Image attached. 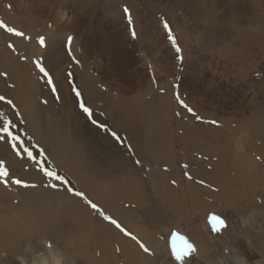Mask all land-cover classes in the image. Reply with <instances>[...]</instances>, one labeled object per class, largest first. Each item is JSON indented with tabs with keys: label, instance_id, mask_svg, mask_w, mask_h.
Instances as JSON below:
<instances>
[{
	"label": "rangeland",
	"instance_id": "obj_1",
	"mask_svg": "<svg viewBox=\"0 0 264 264\" xmlns=\"http://www.w3.org/2000/svg\"><path fill=\"white\" fill-rule=\"evenodd\" d=\"M105 1L0 0V20L31 38L15 37L0 29V73H7V76L0 75V96L6 98L0 101V128L3 127L4 120L11 121L12 133L20 137V150L29 148L41 164L70 182L69 185H61L58 181L50 180L26 155L17 157L10 142L0 141V160L5 162L9 171V177L0 178V264H52L51 260L56 258L63 264H102L97 258L92 263L83 262L85 258L79 254L81 250L78 248L81 245L77 244L73 236H68L67 228L64 231L61 229V217L58 219L57 215L54 216L59 212V201L73 200L88 207L83 200L67 192L66 187L82 191L92 200L117 199L115 196L108 197L111 196V190L115 195L116 192L119 193L118 199H125L129 194L136 197L141 186L147 190V201L153 200L149 209V203L143 205L148 211L146 216H141V212H133L123 221L113 217L137 235L152 250L153 255L143 253L134 241L120 234L98 214L92 213L95 232L103 231V228L99 230L101 221L106 226L109 225L108 232L105 229L104 233L106 236L107 233L110 234L108 237L114 244L115 256L109 257L114 256L111 262L115 260L116 263L114 261L113 264H264V37L263 40L253 36L250 37L251 41L246 39L249 34H253L255 28L264 31V8L259 11V16L251 8L258 3L264 7V0H205L203 3L194 0ZM235 4L240 6L238 11L234 8ZM204 5L207 6L203 7ZM125 7L131 14V25L128 14L124 11ZM131 7H135L136 13ZM36 8L42 13L30 15L31 10ZM35 16L37 19L40 17L39 23ZM164 21L170 25L182 49L179 54L167 39ZM55 29L63 35L59 36L56 55L78 65L79 56L73 50V45L79 51L86 45L88 52L84 66L87 68L84 72L97 77L100 84L110 83L111 89H115L121 84L120 78H124V75L131 76V83L124 81L121 84L124 90H128V96L136 92L144 93L143 89L149 81L155 84V87L151 85V95H144L143 98L148 111L147 118L152 123L148 132L140 129L141 135L136 138L139 148L142 149L144 136L153 139L157 136L156 126L164 118L158 101L168 93L171 128L177 130L178 127L180 137L184 133L195 135V129L204 131V137H211L216 133L219 121L229 122V127L235 130L230 143V158L227 157L231 165L214 178L221 177L222 180L226 175V181L238 191H241L244 181L247 186L250 185L248 193L254 204L244 205L243 199L237 197L233 206L214 205L211 197L218 193V188L194 179L191 172L196 165L210 167L214 163L213 157L205 153H182L178 149L180 142L177 140L175 151L167 152L182 159L177 164L178 173L183 180L180 192L185 195L190 185L196 184L200 189L197 191L198 198L203 202H211V208L205 207L203 211H197L190 205H181L187 211L183 217L176 218L170 214L165 201L159 200L161 198L152 193V186L149 185V181H154L167 172V167H159L154 161L151 162L145 147L143 151L140 149L145 156L137 158V145L113 122L105 102L85 98L77 84L78 71L70 70V65L66 62L63 64L64 69L58 72L44 64L48 57L47 51L45 46H40L38 38L43 36L45 42L52 46L56 41ZM133 29L136 32L135 39L131 34ZM108 33L112 39L108 38ZM69 36L73 37L71 46L67 40ZM9 42L15 45L16 51L7 47ZM116 42L122 45L121 49L127 54L125 57L121 56L126 63L121 69L115 63L117 57L113 53ZM178 55L183 59H178ZM24 56L27 60L21 59ZM37 59L51 71L58 89L56 93L50 90V86L35 68L33 61ZM82 67L83 65L80 70ZM58 81H61L60 84ZM60 85L63 89L68 86V95L64 92L62 95ZM73 86L81 92L80 99L91 108L90 118L79 107V100L72 91ZM97 88L106 96H118L102 85ZM177 93L202 117L201 120L195 119L181 108L176 99ZM9 99L13 101L12 105L7 103ZM249 115V120L260 125L262 138L243 132L242 120ZM209 121L217 123L211 124ZM54 133L63 147H66L65 151L73 153L72 158L79 157L83 168L74 167L75 171L72 172L71 161L68 162V167H64L54 158ZM113 133L116 135L113 136ZM232 133L229 131L223 135L228 137ZM3 135L0 132V136ZM203 143L205 147V141ZM41 151L43 155H39ZM59 153L58 157L61 159L68 155L63 149ZM235 154L240 155L242 165L233 164L232 155ZM136 161L140 163L137 164ZM74 175L83 177L84 182L82 179L77 180ZM16 178L36 187L25 188L11 183L5 186L6 180ZM52 183H56L57 187L45 186ZM120 184L127 187L122 190ZM213 214L225 219L227 228L213 231L209 222ZM51 215L54 216L53 219ZM66 217L69 218L68 215ZM52 220L55 222V231L58 229L56 236L49 231L52 229L54 233V227L46 229ZM60 221L62 224V219ZM115 232L128 242L126 256L117 249ZM183 237L193 243L197 251L184 257L182 261H177L171 254V248L182 251ZM69 239L76 241L75 245Z\"/></svg>",
	"mask_w": 264,
	"mask_h": 264
},
{
	"label": "bare ground",
	"instance_id": "obj_2",
	"mask_svg": "<svg viewBox=\"0 0 264 264\" xmlns=\"http://www.w3.org/2000/svg\"><path fill=\"white\" fill-rule=\"evenodd\" d=\"M97 1H99V0H97ZM180 1L185 2V0H180ZM188 1L190 2L192 0H188ZM194 1L195 2H202V3L205 2V0H194ZM100 4H103V3H100ZM105 4H107V3H105ZM130 6H133V5H130ZM206 6L207 5H204L203 7H206ZM131 8H133V11H135V13H136L135 7H131ZM234 8L236 11H238L240 6L238 4H235ZM15 12H16V9H15ZM19 12H20V10H19ZM19 12H18V14H19ZM31 12H32V14H30V15H35L36 13H39V14L42 13V11H40L39 8L38 9L36 8V10H34V9L31 10ZM35 19L38 21V23L40 22L39 21L40 17H39V19H37L35 16ZM41 24H43V22ZM33 25L36 26L35 23H33ZM55 30H56V32H55L56 34H54V36H56V41L52 44V46H51V44L50 45L47 44V42H46L47 46L45 45L48 57L45 58L46 60H45L44 64L48 65L52 70L57 69V72H58V70L61 71L62 69H64L63 64L66 62L67 65L68 64L70 65V70H75L76 72L78 71L77 72L78 73L77 84H78L79 88L82 90L83 94L85 95V98H87L91 101L92 100H98L101 102H105V104L108 107L109 113L111 114V118H112L113 122L118 125L117 127H119L120 130L122 129L127 134V136L129 137L128 138L129 140L131 138V140L135 146L137 144H139V141L136 138L139 136V134L141 135L140 129L142 131L148 132L150 130V125L152 123L151 120H149L147 118L148 111L146 109L145 104H143L144 103L143 98H144V95H151V89H152L151 85H153L155 87V84L154 83L151 84V82L149 81V82H147L145 89H143L144 91L141 89L144 93L136 92L135 94L133 93V95H131V96L126 95V94H128V90H126V89L124 90V88L121 85L124 81L131 83L133 81L131 76L128 77L127 75H124L125 76L124 78H120L121 84H118V88H115V89H111V86H109L110 83L107 84L108 86L100 84L98 82L99 80L97 77L95 78V76H93L91 74H86L84 72V69L87 68L86 66H84L86 63L85 59H86L87 52H88L87 48H85L86 45L83 47V50H80V51L77 49L76 45H73V48H74L73 50L79 56V59H78L79 64L78 65L74 64V63H69L67 60L65 61V58L63 59L62 56L56 55V46L60 43L59 36H61L62 34H60L58 29H55ZM36 32H37V30H36ZM108 34H109L108 38L112 39L111 34L110 33H108ZM239 34L241 35V33H239ZM252 36H262L261 37L262 40L264 37L263 34L261 35V33H256L255 35L249 34L246 37V39L250 40V37H252ZM209 39L211 40V38H209ZM117 43L118 42L115 43L113 53H115V55L117 57V60L115 59L116 60L115 63H117V66L121 69L123 66L126 65L124 59L121 58V56L125 57L127 54L125 53V51H123V49H121L122 45H119ZM78 51H79V53H78ZM59 65H61L60 68H59ZM82 65H83V67L80 70V67ZM68 78H69V76H68ZM60 82H59V84H60ZM67 82L69 83L68 79H67ZM166 83H168V82H166ZM99 85L104 86V88H108V90L110 89L111 93L117 94L118 96L116 97V96H113L112 94L110 95V93H109L110 96L104 95L102 90L97 88ZM62 86H63V84H62ZM67 87L65 86L63 89V87L61 88V85H60L62 95H63V92L65 94H67V92H66ZM65 94H64V96L66 97ZM168 94L164 97H161L160 101H158L159 105L163 111L164 118L159 122V125L156 126L157 131H155V132L157 133L156 134L157 136L154 139L152 137H149V136H144L145 140H142V141H144L142 149L144 150V147L146 148V154L148 155L147 156L148 159L151 160V162L154 161L155 163H157V165L159 167L160 166L167 167V170H166L167 172H165L164 174L159 176V178L156 177L154 181L153 180L149 181L147 179L149 181V185L152 186L151 187L152 193H155L157 196H159L161 198L159 200L165 201V203L167 204V207H168L167 208L168 212L170 214L174 215L176 218L183 217L184 214H186V212H187L186 210H184V207H182L181 205H184L185 207L190 205L193 207V209H195L197 211H201V210L203 211L205 209V207L207 209L211 206V204H210L211 202L210 203L209 202H203L198 198L197 191L199 192L200 189L198 188V186L196 184H191L189 190L187 191V193L185 195H183L184 194L183 192H182L183 194L180 192V183H182L183 180H182L180 174L178 173L179 168L177 167V164H178V162H181L182 159L178 158L176 155H172L171 153L167 152V151H175L174 145H176V141L178 140L180 142V145L178 144V146H179L178 149L182 153H187V154L205 153V155H210L213 157L214 163L210 164V167L208 166L207 168H205L206 166L203 167L201 165H196L195 167H192L191 172H193V178L194 179L201 180V182H203V184L205 183V185L208 184V186L209 185L213 186L215 189L218 188V193L216 195L212 194V197H211V199H214V202H213L214 205L221 206V207L233 206L237 197L243 199L244 205H247V206L253 205L254 204L253 198L251 197L250 193H248V189H249L250 185L247 186V184H245V182L241 180L242 181L241 191H238L237 189H233L231 187V185L226 181V175H225L224 179L222 178V180H221V177L216 178V179L214 178V176H217L221 171H224L230 162V160H228L227 157L230 158V156H229V150L231 148L230 143H232V140H233L232 138H233V134H234L235 130H232L229 127V125H228L229 122L225 123L226 120L219 121L216 133L214 135H212L211 137L210 136L204 137V135H205L204 131L197 130V129H195V131H194L195 135H193V136H190L189 134L184 133L183 136L180 137L178 127H177V130H176V128H173V127L171 128V117H170V114H168L171 111V107H170V103L167 99ZM144 106H145V108H144ZM246 111H248V110H246ZM149 114H151V113H149ZM255 116H258V115H255ZM145 117H146V119H145ZM249 118H250V115L247 116L246 119L242 120V124L244 127L243 132H245L248 135L249 134L253 135V137L262 138L263 136H261V135H262L263 131L260 132L261 131L260 125H257V123L254 122V120H249ZM207 122H208V120H207ZM49 131H51V130H49ZM229 131L233 132L232 135L229 134L228 137H224L223 134H226ZM189 133H191V132H189ZM251 133H253V134H251ZM55 134L56 133H54L55 138L52 140V146H53V151H54L53 153L55 154L54 158L57 159L58 162L60 164H62L64 167H68V162L71 161V164L73 165V167H70L72 172L75 171L74 167L83 168L84 165L80 161L79 157L76 156V157L72 158L73 153L71 154L70 152H68V150L65 151L66 147H63V145L58 141V137H56ZM229 136H231V138ZM170 137L172 138V140H170ZM204 141L206 143L205 147L203 146ZM136 147L137 148H135V151L137 153V158H139V156H141V158L144 157L145 155L141 154L142 152H140L141 148H139L138 145ZM62 149L64 150V152H66L65 153L66 155H67V153L69 155V156L67 155L64 159H61L58 157V155H60L59 151ZM168 154H169V156H167ZM62 156H63V154H62ZM89 161H90V159H89ZM232 161L234 162L233 163L234 165H236V164L242 165V163H241L242 160L240 158V155H236V154L232 155ZM80 163H82V165H80ZM93 165H95V164H93ZM245 165H247V164L245 163ZM248 166H249V164H248ZM90 167H91V164H90ZM92 168L94 169V167H92ZM92 168H91V170H92ZM130 171H132V170H130ZM110 173H113V171L112 172L110 171ZM102 175H101V177H102ZM74 176L77 180L81 181V179H82V181L84 182L83 177L79 178L78 175H74ZM133 176H134V174H133ZM105 177H106V175H105ZM172 181H175V184H173ZM216 181H218V182H216ZM240 182L238 181V183H240ZM131 185H132V183H131ZM131 185L129 184L128 186H131ZM124 187H127V186L125 184L120 186L121 189ZM117 188H118V186H117ZM132 188H133V186H132ZM129 189H130V187H129ZM139 189H140L139 193L136 194L137 196L135 195L136 197L130 196V194L128 193L129 195H126L125 199H123V198L118 199V198H120V197H118L119 193L116 192L117 194L115 195V192L113 190H111V192L109 193L111 196H108V197H114L115 196V197H117V199H92V200L95 203H97L107 214L114 216L115 218H118L121 221L125 220V217H127L128 214H131L133 212H138V213L141 212L142 213L141 216H146L148 211L143 208V205L146 204V202L149 203L148 204V209H149L151 206V201H153V200L149 199V201H147V199H148L147 190L145 188H143L142 186ZM122 190H120V191H122ZM106 193H107V191H106ZM126 194H127V192H126ZM64 199H65V197L62 200H64ZM141 199H143V202H140ZM59 202H60V206L58 208L59 212H57V214L54 212L55 213L54 216L57 215L56 218L58 217V219H60V217H61L62 224L60 221L61 219L59 220L61 229L64 231L65 228H67L68 233H69L68 236H70V237L73 236L72 238L78 242L77 244L81 245V246L76 245V247L78 246V248L81 250V252L79 251V254H82L84 256L83 258H85V261L83 260V262L92 263V261L97 258L100 262H102V264H113V262L115 260L113 262H111V258H114V256H115L114 255L115 250L113 249L114 244H113L112 240L110 239V237H108V235L110 236V234L107 233V236H106V234L104 233L105 229H106V232H108L107 226H109V225L106 226V224H104V222L101 221L102 223L99 225L100 226L99 230L101 228H103V231H101L102 234H101V232H95L94 231L95 230L94 225H93L94 221L92 219V213H94V214H97V213L93 212L89 207H86L84 204L77 202V201H73V200L61 201L60 200ZM52 214H53V212H52ZM67 215L69 216V218L66 217ZM53 217L51 215L52 219H53ZM43 218H45V217H43ZM64 219H67V220H64ZM54 226H55V222L53 221L47 225L46 229L48 230ZM55 229L56 228L54 227V231H55ZM49 231H51L52 234H54V235L56 233V231L53 233L52 229ZM48 234H51V233H48ZM113 235L114 234H112V236ZM115 235H116L115 238L118 241V244H117L118 247L116 246L117 249L119 248L121 251V254L122 255L125 254V256H126V254H127L126 252L129 250V248L126 247L128 245V242L126 241L125 238H124L125 239L124 240L121 237V235H119V233L115 232ZM55 236H54V238H55ZM112 236H111V238H112ZM73 239H71V240L73 241ZM71 240L69 239V242H72ZM114 240L115 239H113V241ZM116 240H115V242H116ZM75 242H72V243H74L73 245H75ZM78 248L76 250H78ZM112 255H114V256L109 258ZM51 261H53L52 264H63V262L61 260H59L58 258H56L54 260L52 259ZM115 263H116V261H115ZM44 264H48V263L45 262Z\"/></svg>",
	"mask_w": 264,
	"mask_h": 264
},
{
	"label": "snow or ice",
	"instance_id": "obj_3",
	"mask_svg": "<svg viewBox=\"0 0 264 264\" xmlns=\"http://www.w3.org/2000/svg\"><path fill=\"white\" fill-rule=\"evenodd\" d=\"M124 11H125V13L128 14V22L131 25L132 24L131 14L126 7H125ZM163 27L167 33V39L170 41L172 47L175 49V52L177 54L181 53L182 49L179 47L177 40H176L175 36L173 35L172 29H171V27L167 21L163 22ZM0 29H3L6 33L11 34L15 37L31 39L30 37L26 36L25 32L18 30L15 27L8 26L2 20H0ZM131 34H132V37L135 39L136 38V32L134 29L132 30ZM67 40H68L69 46H71V43L73 41V37L69 36L67 38ZM38 43L40 44L41 47H44L45 43H46L45 38L43 36H40L38 38ZM7 47L9 49H11L12 51H16L15 45L11 42L8 43ZM177 58L181 59V60L183 59L182 56H179V55ZM21 59L27 60V57L24 56V57H21ZM33 64L35 65V68L39 71V73L42 75V77L44 78L46 84L50 86V90L53 93H56L58 91V89H57L56 83L53 79V76L50 73V70L47 69L44 66V64L42 63V61L39 59L34 60ZM0 75L7 76V73L6 72L0 73ZM69 75H71V74H69ZM72 91L75 93V96L79 100V107L81 108V110L85 114H87L90 118L92 116V110H91V108H89L85 105V103L83 102L82 99H80L81 98V92L75 86L72 87ZM5 99H6L5 97L0 96V101H3ZM176 99L179 102L181 108H183L186 112L192 114L195 117V119H197V120L202 119V117H200L192 107H190L187 103L184 102L183 99L180 98L178 93L176 94ZM7 103L9 105H12L13 101L9 99V100H7ZM45 103H46V101H45ZM177 115H179V113H177ZM209 123L216 124L217 122L216 121H209ZM12 127H13V124L11 121L4 120V125L2 128H0V132L4 133V135L0 136V141H4L6 143L10 142V146H11L12 150L16 153L17 157H21L22 154L26 155L28 160L32 161L35 165L39 166V171L45 177L49 178L50 180H52L54 182L58 181L61 185H69L70 182L67 181L66 177L61 176L57 172H54V171L48 169L45 164H41L40 161L34 157L33 152L29 148L25 147L22 149V151L20 150V143H19L20 137L17 135H14L12 133V131H11ZM115 135L116 134L113 133V136H115ZM39 155H43V151H41L39 153ZM136 163L139 164L140 161H136ZM184 167L187 168V165H184ZM6 177H9V171L6 167L5 162L3 160H0V178H6ZM8 183H11V184H14L17 186H22L25 188L36 187V185L29 184L28 182H26L20 178L6 180L5 181L6 187H7ZM172 183L175 184V181H172ZM201 183H203V182H201ZM45 186L50 187V188H56L57 184L52 183V184H46ZM65 190L67 192L71 193L73 196L78 197L81 200H83L84 203L93 212L97 213L102 218V220L108 222L115 229H117L121 234H123V236H125L126 238H129L131 241H134L136 243V245L138 246V248L143 253H145L147 255H153L154 254L152 252V250L137 235L133 234L131 231H129L127 228H125L113 216L107 214L97 203L90 200L84 192L77 191L72 187H66ZM209 222L211 224V228L213 231H221V230L227 228V222L221 216L213 214L210 216ZM173 235H174V233H172V236ZM183 240H184V248L182 251H177L174 248H171V254L175 258V260H177V261H182L184 257H186L190 254H193L197 251L196 246L193 243H191L186 237H183ZM49 246H51V245H49Z\"/></svg>",
	"mask_w": 264,
	"mask_h": 264
},
{
	"label": "crops",
	"instance_id": "obj_4",
	"mask_svg": "<svg viewBox=\"0 0 264 264\" xmlns=\"http://www.w3.org/2000/svg\"><path fill=\"white\" fill-rule=\"evenodd\" d=\"M251 8H254L253 10L257 12V15L259 16L260 12L259 11H262V7L259 3L258 4H255V6H251ZM253 29V26L251 27ZM263 28V27H261ZM258 28H255V31H253V35H255L256 33H261V35L263 34L264 35V31L263 30H257ZM260 29V28H259ZM264 29V28H263ZM257 30V31H256ZM260 31V32H259ZM255 38H261L262 36H253ZM251 41V40H250ZM250 41H248L250 43Z\"/></svg>",
	"mask_w": 264,
	"mask_h": 264
}]
</instances>
